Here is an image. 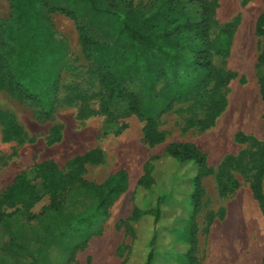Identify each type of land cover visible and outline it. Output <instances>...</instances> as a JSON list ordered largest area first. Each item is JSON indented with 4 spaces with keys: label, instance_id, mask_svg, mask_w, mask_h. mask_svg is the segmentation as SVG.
<instances>
[{
    "label": "rangeland",
    "instance_id": "rangeland-1",
    "mask_svg": "<svg viewBox=\"0 0 264 264\" xmlns=\"http://www.w3.org/2000/svg\"><path fill=\"white\" fill-rule=\"evenodd\" d=\"M158 1L98 0L113 10L133 7L142 13ZM24 2L0 0V264H144L149 251L151 264H180L177 255L188 246L177 239L175 229L189 213L194 170L164 156L165 147L174 141L194 143L211 169L202 178L201 203L195 213L197 264H260L264 61L259 57L264 39L257 29L264 0H204L215 76L170 103L159 94L164 80L154 83L144 76L126 81V90L139 96L143 118L123 100H112L108 113L99 111L107 92L81 51L76 23L90 39L101 42L111 41L115 30L108 15H95L79 2L37 0L35 4L39 24L62 55L51 110L46 112L6 87L7 67L12 57H20L13 49L26 22L20 13ZM182 2L187 15L198 21L199 5ZM62 6L75 11L76 19L52 11ZM148 118L160 136L152 145L144 137ZM45 160H53L67 182V190L56 197V211L49 209L51 197L41 189L28 208L23 201L4 198V190L21 173L40 188L37 166ZM150 168L166 195L160 204L156 194L146 199L144 190L136 186ZM119 169L127 174L126 189L105 210L96 209V192L82 187L83 182L100 184ZM156 206L157 222L152 215L136 223L130 220L136 208ZM152 229L156 236L149 246Z\"/></svg>",
    "mask_w": 264,
    "mask_h": 264
},
{
    "label": "trees",
    "instance_id": "trees-1",
    "mask_svg": "<svg viewBox=\"0 0 264 264\" xmlns=\"http://www.w3.org/2000/svg\"><path fill=\"white\" fill-rule=\"evenodd\" d=\"M36 1L25 0L23 9L20 10V13L25 14L26 22L20 32L19 44L13 49L19 51L20 57H12V65L7 67L3 83L18 96L43 106L46 112H49L59 82L57 64L62 55L57 51L55 42L49 39L48 33L39 24L34 9ZM63 1L82 3L95 15H108L114 27V38L109 42H101L90 39L83 26L76 23L81 51L91 60L98 84L107 92L99 103L101 113L109 112L112 100H123L131 111L143 118L139 108V96L128 92L124 84L135 78L149 76L154 83L164 80L165 84L159 94L170 103L183 98L194 87L207 85L215 76L213 50L209 41L210 17L204 0H190L201 8L198 21H193L187 15L182 0H159L146 13L133 7L123 11L113 10L101 5L98 0ZM52 11H59L71 19H76L75 11L65 6L56 7ZM258 23L257 31L264 39V27H261L264 23V12L258 17ZM214 48L220 52L217 45ZM259 59L264 61V43ZM261 99L264 104V84L261 87ZM144 137L150 145L160 140L150 118L145 124ZM164 156L178 165H191L194 170L190 177L192 189L188 193L189 213L186 222L175 230L177 239L188 246L184 253L177 255L180 264H197L194 256L197 246L195 213L201 203L202 178L208 175L211 169L205 153L191 142L169 143L165 147ZM37 168L40 188L30 184L21 173L14 177L12 183L4 190L3 196L9 201H23L28 208L38 200L41 189L51 197L49 209L56 211L59 206L56 197L67 190L65 176L53 160H45L38 164ZM136 186L144 190L143 196L146 199L156 194L157 204L166 197L164 191L156 185L151 168L146 169L137 179ZM82 187L93 189L97 197L96 209L105 210L126 189L127 174L119 169L100 184L83 182ZM146 202L149 203L150 200ZM147 215H152L153 220L157 222L160 209L158 206L148 209L136 208L130 220L136 223ZM154 230L150 232L149 246H152L156 236ZM151 262L152 252L149 251L144 264ZM260 264H264V253Z\"/></svg>",
    "mask_w": 264,
    "mask_h": 264
}]
</instances>
